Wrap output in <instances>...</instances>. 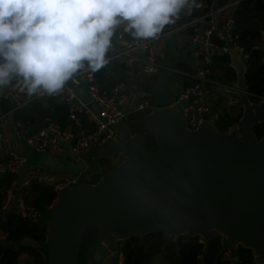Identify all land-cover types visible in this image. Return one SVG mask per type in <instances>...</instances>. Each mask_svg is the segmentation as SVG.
Here are the masks:
<instances>
[{"label":"water","instance_id":"obj_1","mask_svg":"<svg viewBox=\"0 0 264 264\" xmlns=\"http://www.w3.org/2000/svg\"><path fill=\"white\" fill-rule=\"evenodd\" d=\"M216 30L228 48L224 67L234 73L233 81L220 78L216 91L241 108L230 132L205 121L189 129L181 114L188 100L175 102L168 89L171 73L151 75L152 109L146 115L116 123V136L79 161H41L49 171L71 175L96 161L112 159V167L91 181L78 178L60 193L40 223L42 242L23 238L4 249L32 247L43 264H95L108 253L107 264H116L122 241L158 233L163 240H205L200 264H214L220 238L233 261L241 247L251 253L249 264H264V137L252 131L264 122V91L257 102L249 100L245 64L225 29ZM73 91L105 121L82 88Z\"/></svg>","mask_w":264,"mask_h":264},{"label":"built area","instance_id":"obj_2","mask_svg":"<svg viewBox=\"0 0 264 264\" xmlns=\"http://www.w3.org/2000/svg\"><path fill=\"white\" fill-rule=\"evenodd\" d=\"M237 2L238 0H228L218 7H210L206 13L193 17L181 26H175L172 18L170 31L163 33V35L166 34L175 38L183 32L182 29H185V26L189 29L188 41L191 44V55L196 59L198 65L194 73V81L183 89H176L174 93L175 102L181 99L188 100V103L181 108V114L189 129H194L203 121L212 125L216 117L207 101L209 92L206 86L213 88L219 85L217 80L210 78V66L214 53L225 54L228 48L223 36L214 27L212 16L231 10ZM231 22V16L227 17L223 27L232 43L231 49L238 53L241 60L244 61L247 58V54L231 40L228 34ZM119 30L117 33L119 45L114 49L112 48V50L109 49L111 55L105 58L106 61L115 58L123 60L128 65H134L136 74L140 76L154 75L161 70L173 72V69L165 67L158 62L157 53L149 50L148 46L146 47L147 41L151 39L126 40V22ZM160 34H158V38H161ZM216 40L222 41V44L219 45ZM136 47L140 49L138 57L131 54V51ZM252 48L255 50L264 49V32H261L257 43L253 44ZM92 70L89 64L83 66L64 83L59 91L51 94L43 89L30 93L24 84L23 78H10L7 84L0 86V100H7L10 104L8 111L0 113V173L6 171L15 175V180L5 190L4 199L0 204L2 211L17 212L21 217L27 218L31 222L41 223L44 220L45 212H38L26 200V197L30 198L24 189L28 187L29 183L35 181L47 185L53 193L52 204L57 200L60 193L76 179L80 178L89 181L91 173H89L87 168L80 171L78 173L79 176L63 172H52L41 161V165L33 164L29 170H24L23 167L29 165L28 155L30 153H43L58 161H61L62 158L73 162L79 161L92 149L101 148L107 141L113 139L116 136L114 125L124 120L127 113H136L150 104V99L145 94H141L139 101L131 104V100H129L127 95L123 94L124 87L121 84H117L107 91L100 90L93 82ZM177 84L175 80H172L170 89L176 88ZM74 87L82 88L90 96L91 102L97 107L98 116L104 119V122L97 120L89 106L80 102L73 91ZM128 96L134 97L131 94ZM48 97L56 98L67 106L69 118L75 125L79 124L76 113L85 115L87 120L93 124L91 129L74 131L71 125L61 127L51 121L49 117L44 116L37 125L34 124L35 126L31 127H25L19 122L12 121V136L8 137L5 125L9 119H6V116L12 113L13 110L21 108L34 100ZM20 143L25 145L27 153L21 152ZM5 239L6 233L0 231V246H5L9 243ZM220 241L221 251L216 257L217 264H233L231 256L223 247L221 238ZM196 242L201 245V250L192 264L201 263L205 249V240L197 236ZM117 257L116 264H121L122 253L120 248L117 252ZM105 258L108 259V253ZM19 262L22 263V261Z\"/></svg>","mask_w":264,"mask_h":264},{"label":"trees","instance_id":"obj_3","mask_svg":"<svg viewBox=\"0 0 264 264\" xmlns=\"http://www.w3.org/2000/svg\"><path fill=\"white\" fill-rule=\"evenodd\" d=\"M228 0H192L189 7H182L177 16L173 17L175 26L186 24L193 17L202 15L208 9L215 5H222ZM231 26L228 34L233 42L242 48L247 54L244 61V78L247 91L250 93L249 100L257 102L264 91V63L262 59L264 53L252 48L257 43L261 32H264V1L263 0H238L235 6L230 10ZM187 27L185 31H187ZM134 30H128L125 33V39L134 38ZM219 45L222 41L216 40ZM111 55L108 49L105 58ZM227 61V56L214 55L210 66V78L218 80L216 70L223 72L221 64ZM88 62H84V66ZM175 67H178L176 65ZM184 67L185 66H180ZM188 70V69H187ZM93 82L100 90H109L117 84H121L126 89L129 87L131 74H134L131 66H126L119 59L108 60L97 70H92ZM223 77L230 79L231 76L224 74ZM20 76L13 75L11 79H19ZM193 82V81H192ZM191 82V83H192ZM185 84L183 85L184 88ZM182 88V89H183ZM124 91V90H123ZM222 103V101H220ZM219 102L211 107L213 113H216L212 126L218 131H227L228 127L234 125L241 115V108L238 106H225L220 111H215ZM10 109L7 100H0V113ZM12 119L23 125L38 123L44 116L49 117L51 121L59 124L61 127L71 125L74 131L89 130L93 126L85 115L76 113L78 125L72 123L69 118L67 106L56 98L48 97L45 99L34 100L27 105L12 111ZM257 138L264 137V122L252 128ZM102 163V162H101ZM15 180V175L9 172L0 173V204L5 196V190ZM30 202L35 209L43 213L51 204L53 193L47 185L31 181L24 189ZM0 231L6 233V242L17 244L23 238H31L36 242L43 241L44 229L37 222H31L29 219L21 217L17 212H4L0 209ZM6 246V245H5ZM122 253L121 264H192L196 255L201 250V245L196 242L193 236H177L162 239L161 234L153 233L143 237H134L120 243ZM24 255L28 260L19 262L18 257ZM238 264H249L251 253L249 250L238 247L236 251ZM159 256V263H154ZM0 264H43L41 255L29 246H12L4 249L0 246ZM217 264V259L214 261Z\"/></svg>","mask_w":264,"mask_h":264},{"label":"clouds","instance_id":"obj_4","mask_svg":"<svg viewBox=\"0 0 264 264\" xmlns=\"http://www.w3.org/2000/svg\"><path fill=\"white\" fill-rule=\"evenodd\" d=\"M187 0H0V86L13 75L29 92L59 91L87 61L93 70L116 26L142 38L171 23Z\"/></svg>","mask_w":264,"mask_h":264},{"label":"crops","instance_id":"obj_5","mask_svg":"<svg viewBox=\"0 0 264 264\" xmlns=\"http://www.w3.org/2000/svg\"><path fill=\"white\" fill-rule=\"evenodd\" d=\"M211 7L215 8V7H218V5L213 4V6H211ZM229 16H230V10L229 11L228 10L223 11L219 15H213L212 16V22L214 24V27L216 28V27L219 26L222 29H224L223 23L226 20V18L229 17ZM123 24L124 23L116 26V28L114 29L113 34L111 36V43H110V46H109L108 49L112 50V48L114 49V48H116L119 45V42L117 41V33H118V31H120L119 29L123 26ZM185 28H186V26H185ZM170 29H171V23H168V24L164 25L162 30L159 33H157L154 37L142 38V37H137L135 35V37L132 38V39H142V40L151 39V40L147 41L146 47L148 46L149 50H151L154 53H157L158 62H160L165 67L173 69V72H171V76H170V79H169L168 89L171 92V94L174 96V93H175L176 89H178V88L182 89L184 84H185L184 87H186L188 84H191V82L194 81V73H195V70L197 68L198 63H197L196 59L191 55V44L188 41L189 29H187V31H185V29L183 28L182 29L183 32L181 34L177 35L175 38L169 37V35H166V34L163 35V33H165V31L169 32ZM158 34L161 35V38L157 37ZM155 37H157V38H155ZM131 54L133 56L138 57L140 55V49L138 47H136L134 50L131 51ZM214 55L217 56V55H222V54L214 53ZM225 55L227 56V61H225V62H223L221 64L222 68L226 69L223 73L224 74L226 73V74L230 75L231 78L228 79V80L233 81L234 73L232 72L231 69L224 67V64L228 62V58H229L227 53H225ZM115 59H118V58H115ZM120 61L124 63L123 60H120ZM125 65L126 66H131L133 68V71L134 72L136 71L134 65H128L127 63H125ZM176 65H178L179 68L175 67ZM180 66H185L186 68H184V67L182 68ZM216 74L219 77L217 81L219 82L218 86H220L219 79L222 78L224 74H222L220 72V69L216 70ZM150 76L151 75L145 76L144 78L146 80V83L149 85V87L151 89V84H150V81H149V77ZM224 78H226V77H224ZM172 80H175L178 84H177L176 88H173L171 90L170 89V82ZM230 84H232V82H230ZM140 86L141 87L136 89V90H134V87L131 86L130 89L132 88L133 91H129V92L127 91L128 88L126 89V87H125L123 89L124 90L123 94L127 95L129 100H131V104H134L136 101H139V97L141 96V94H145L146 97L150 99V104L148 106H146L143 110L136 112V113H139V116L137 118H139L140 116L146 115L152 109V105H151V90L147 91L149 87L145 88L144 86L142 87V85H140ZM206 87H207V90L209 92L207 101L210 104V106H212L213 104L219 102L218 106L215 107V111H220L221 108L224 107V105L225 106H230L231 105L230 104L231 101L227 97L222 95V93L220 91H216V87L217 86H214L213 88L210 87V86H206ZM130 94L134 95V97L128 96ZM261 97H262V95L259 97V99H261ZM220 101H222V103ZM238 107H240V106H238ZM212 108L213 107H211V110H212ZM136 113H127L126 114V118L123 121H127L128 123L133 122L134 120L137 119V118H133V115L136 114ZM11 114L12 113H9L6 116V119H9V121H6V125H5V131H6L7 135H8V137L12 136V129H13V126H11V122L14 121V120L12 119V115ZM216 116H217V114H216ZM34 124L37 125L38 123H30V124H26L24 126L25 127H29V126L31 127V126H35ZM21 125H23V124H21ZM234 126H235V124L230 126V127H228L226 132H230V130ZM20 149H21V152H26L27 153V151H26L27 148L25 147V145L23 143H20ZM34 156L37 157V161L36 162H32ZM46 156H49V155L43 154V153L42 154L30 153V155H28V163H29L28 166H29V168L33 164L41 165L40 161H42ZM61 161L65 162L67 160H66V158H62ZM99 162H104V161H96V163H99ZM86 168L88 169V167H86ZM24 170H26V169H24ZM89 173H91L90 174V179L91 180L94 177L99 176V173H97V172L89 171ZM91 180H89V181H91ZM92 255H94V254H92ZM18 260L19 261H24V260L26 261L28 259L24 255H21V256L18 257ZM159 260H160V257L157 256L156 259L154 260V263H159ZM231 260H232L233 264H238V261H236V262L233 261L232 256H231ZM96 262H97V264H107L108 263V259H106L105 255H103ZM96 262H95V264H96Z\"/></svg>","mask_w":264,"mask_h":264},{"label":"rangeland","instance_id":"obj_6","mask_svg":"<svg viewBox=\"0 0 264 264\" xmlns=\"http://www.w3.org/2000/svg\"><path fill=\"white\" fill-rule=\"evenodd\" d=\"M144 77L145 76H143V75L142 76L137 75L136 72H134L133 75L131 74V80L129 82V87H128L127 91L128 92L129 91H133L132 88H131L132 90L130 89L131 86L134 87V90L140 88L141 87L140 85H142V87L144 86L145 88H148L149 85L146 83V80H145ZM150 90L151 89L149 87L147 91H150ZM138 116H139V113H136V114L133 115V118H137ZM55 157H57V156H55ZM36 161H37V157L34 156L32 162H36ZM112 164H113L112 159H107L106 161H104L102 163L101 162H99V163H96L95 162V163L89 165L88 166V170L91 171V172H97V173H99V175H102V174H104L105 172H107L112 167ZM96 264H97V262H96Z\"/></svg>","mask_w":264,"mask_h":264}]
</instances>
